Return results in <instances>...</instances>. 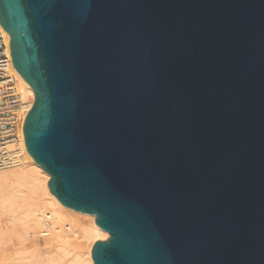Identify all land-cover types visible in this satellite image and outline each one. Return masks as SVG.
Wrapping results in <instances>:
<instances>
[{
	"label": "water",
	"instance_id": "obj_1",
	"mask_svg": "<svg viewBox=\"0 0 264 264\" xmlns=\"http://www.w3.org/2000/svg\"><path fill=\"white\" fill-rule=\"evenodd\" d=\"M0 26L93 264H264V0H0Z\"/></svg>",
	"mask_w": 264,
	"mask_h": 264
},
{
	"label": "bare ground",
	"instance_id": "obj_2",
	"mask_svg": "<svg viewBox=\"0 0 264 264\" xmlns=\"http://www.w3.org/2000/svg\"><path fill=\"white\" fill-rule=\"evenodd\" d=\"M3 31L10 41L8 33ZM17 74L18 83L12 99L23 109L22 117L25 115L26 118L35 94ZM23 125L24 122H20L19 135L22 149L26 151ZM8 148L14 150L15 145ZM49 181V174L27 151L18 165L0 171V208L12 216V222L22 227L16 230L18 239H0V264H93L91 250L94 243L108 239L109 234L96 224L94 215L63 205L51 193ZM39 235L43 237L41 244L40 238L37 239ZM86 244L91 247L84 252Z\"/></svg>",
	"mask_w": 264,
	"mask_h": 264
},
{
	"label": "built area",
	"instance_id": "obj_3",
	"mask_svg": "<svg viewBox=\"0 0 264 264\" xmlns=\"http://www.w3.org/2000/svg\"><path fill=\"white\" fill-rule=\"evenodd\" d=\"M18 74L10 56L9 41L0 28V171L18 165L26 155L22 149L19 124H23V109L12 99ZM9 145H15L10 150Z\"/></svg>",
	"mask_w": 264,
	"mask_h": 264
},
{
	"label": "rangeland",
	"instance_id": "obj_4",
	"mask_svg": "<svg viewBox=\"0 0 264 264\" xmlns=\"http://www.w3.org/2000/svg\"><path fill=\"white\" fill-rule=\"evenodd\" d=\"M4 171H6V170H4ZM3 209H1L0 208V234L2 235V237H1V235H0V239H18L19 237L16 235V233H17V231L16 230H19V229H21L20 228V226L21 225H18L19 223H14V222H12V220H11V218H12V216L10 215V214H8V213H6V211L5 210H3ZM16 224V225H15ZM14 225V226H13ZM12 226V227H11ZM17 228H19V229H17ZM11 230H12V232H11ZM3 232V233H2ZM5 232V233H4ZM18 237V238H17ZM40 238V239H39ZM42 236H38V238L37 239H39V242H40V244H41V240H42ZM108 238H109V235H108ZM30 239V238H29ZM33 239H36V238H33ZM44 240V239H43ZM41 246V245H40ZM88 246H89V248L91 247V245L90 244H86L85 245V247L83 248L84 249V252H86V250L88 251ZM19 247V246H18ZM18 247H14L16 250L18 249ZM41 248V247H40ZM11 250H13V249H11ZM45 251H47V250H45ZM47 254V253H46ZM13 257H15V256H13ZM12 257V258H13ZM17 259V258H16ZM13 261H14V263L16 262V260L15 259H13ZM17 263V262H16Z\"/></svg>",
	"mask_w": 264,
	"mask_h": 264
}]
</instances>
